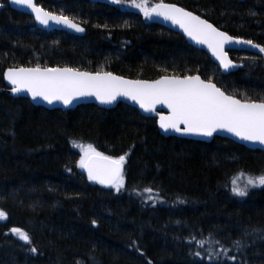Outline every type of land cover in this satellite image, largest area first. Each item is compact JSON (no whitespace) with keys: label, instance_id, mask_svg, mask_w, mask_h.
<instances>
[{"label":"trees","instance_id":"1","mask_svg":"<svg viewBox=\"0 0 264 264\" xmlns=\"http://www.w3.org/2000/svg\"><path fill=\"white\" fill-rule=\"evenodd\" d=\"M158 2L148 0L149 6ZM164 2L264 46V0ZM36 3L72 18L86 34L39 30L30 16L0 0V210L8 217L0 221V264H264V187L250 188L245 197L230 190L240 172L264 174V152L221 138L210 143L164 138L155 119L124 104L111 110L94 105L46 110L9 96L3 82L9 67L37 64L133 80L199 75L226 94L260 102L264 53L229 52L237 70L222 75L182 36L122 7L127 0ZM72 141L113 156L131 149L125 187L117 192L90 183L76 166L80 150ZM146 187L153 189L152 200ZM13 227L26 231L32 244L16 238ZM210 232L234 261L221 253L210 262L203 249L187 242L190 235L200 239ZM241 237L246 247L237 252L231 242ZM33 246L37 254L29 250Z\"/></svg>","mask_w":264,"mask_h":264},{"label":"snow or ice","instance_id":"2","mask_svg":"<svg viewBox=\"0 0 264 264\" xmlns=\"http://www.w3.org/2000/svg\"><path fill=\"white\" fill-rule=\"evenodd\" d=\"M17 6L26 7L34 15L35 20L44 26L50 22L63 25L75 32L85 29L72 18L62 12L57 14L45 10L36 0H11ZM113 4H123L125 0H111ZM131 7L138 9L145 19L153 16L171 22L179 27L185 36L196 44L207 47L212 56L219 61L224 71L237 67L229 59L225 46L244 44L264 53V46L243 40L219 30L206 19L187 11L176 4L165 3L164 0L149 6L148 0H127ZM253 15L255 13H252ZM3 78L11 85L10 91L15 95L27 93L33 100H43L48 104L61 102L65 106L83 97H95L100 104L110 105L119 98H124L138 105L144 113H156L159 128L165 132L172 131L181 135L212 137L214 133L226 132L241 141L264 145V100L255 102L241 100L234 95L226 94L211 79H201L199 75H163L155 80L125 79L109 71H80L70 67H9L3 72ZM157 105L167 108V114L157 112ZM72 147L79 148L80 158L76 166L87 172L89 181L117 192L125 187V165L130 154L125 152L119 156L106 155L97 151L92 144L72 141ZM134 147V146H133ZM71 171V169H68ZM231 192L234 196L245 197L250 188L264 187V174L253 176L240 172L230 180ZM144 193L153 197V189L146 187ZM139 195V193H137ZM183 203L184 201H179ZM7 213L0 210V221L7 220ZM96 225V221H92ZM10 232L26 245L32 244L30 235L21 228L13 227ZM251 233H244V236ZM189 245H195L207 253L210 262L219 260L223 253L227 259L235 260L229 255L226 247L213 233L201 238L190 235ZM135 241L133 244L135 245ZM237 252L246 247L245 240L237 238L231 242ZM32 254H37L36 247H30ZM138 250V249H137ZM200 257L201 252L196 251ZM151 264V261H149Z\"/></svg>","mask_w":264,"mask_h":264},{"label":"water","instance_id":"3","mask_svg":"<svg viewBox=\"0 0 264 264\" xmlns=\"http://www.w3.org/2000/svg\"><path fill=\"white\" fill-rule=\"evenodd\" d=\"M37 1V0H36ZM48 1H56V2H61V1H66V0H48ZM80 1H84V2H89V3H96V4H110V5H116L113 4L111 2V0H80ZM8 5L10 8H12L13 10L26 14L28 16H30L33 21L34 24L36 26L37 29L39 30H43L45 32H53V31H62V32H66L70 35L73 36H77V37H82L86 34V29L84 32H75L73 29H69L63 25H57L53 22H50L48 26H44L39 24L35 18L34 15L30 12L29 9H27L26 7H22V6H17L15 4H13L11 2V0H7ZM203 19V18H202ZM149 22L151 24H156L159 25L167 30H170L176 34H179L180 36H182L184 38V40L187 42V44L189 46H191L192 48H195L199 51L204 52L206 55H208V57L210 58L211 62L216 65V67L219 69V71L221 72L222 75H228L230 73H234L237 70V67L231 68L229 69L227 72L224 71L222 68H220L219 66V61H217L215 59V57L212 56L211 52H209V50L207 49L206 46L204 45H199L196 44L194 41H191L187 36L184 35V33L182 32V30L171 24V22L169 21H165L162 18L159 17H155L153 16L151 19H149ZM82 27V26H81ZM225 51L227 52V54L229 52H245V53H250V54H255V55H259L260 52L258 49L252 48L251 46L248 45H244V44H230V45H226L225 46ZM228 57L230 59V56L228 54ZM231 60V59H230ZM232 61V60H231ZM233 62V61H232ZM233 64L237 65L235 62H233ZM115 75V74H114ZM128 79V78H125ZM133 80V79H130ZM3 82L6 88V93L13 97V98H24L27 99L33 106L36 107H42L46 110H61V111H67V110H72L78 106L81 105H94L97 106L98 108L101 109H105V110H111L114 109L118 104H124L127 105L129 107H132L134 109H136L143 117L145 118H153L156 120V123L158 121V116L156 115V113H144L138 105L134 104L132 101H129L127 99L124 98H119L116 102H114L113 104L110 105H106V104H100L95 97H83V98H78L76 100H74L71 104H69L68 106H65L63 103L61 102H54L52 104H48L47 102L37 99V100H33L31 98V96H29L27 93H19V94H13L10 91L11 85L8 84V82L6 80H4L3 78ZM167 108L161 106V105H157V112H160L162 114H167ZM158 129L160 131L161 136H163L164 138H169V137H173V138H179V139H185V140H190V141H196V142H202V143H210L214 138H221V139H225V140H229L237 145H240L248 150L251 151H262L264 152V145H260L259 143H251V142H245V141H241L238 138L232 136L229 133L226 132H218V133H214L212 137H203V136H195V135H181L179 133H175L172 131H168L165 132L164 130L159 128V125L157 123ZM83 174L87 177V172L85 170L82 169ZM88 178V177H87ZM92 184H96L99 185L101 187L104 188H111V187H105L103 185L97 184L93 181H90Z\"/></svg>","mask_w":264,"mask_h":264},{"label":"rangeland","instance_id":"4","mask_svg":"<svg viewBox=\"0 0 264 264\" xmlns=\"http://www.w3.org/2000/svg\"><path fill=\"white\" fill-rule=\"evenodd\" d=\"M122 7H124V8H126V9H133L134 11H137V12H140L138 9H136V8H133V7H131L130 6V4L129 5H121ZM141 13V12H140ZM142 14V13H141ZM16 237V236H15ZM17 238V237H16Z\"/></svg>","mask_w":264,"mask_h":264},{"label":"bare ground","instance_id":"5","mask_svg":"<svg viewBox=\"0 0 264 264\" xmlns=\"http://www.w3.org/2000/svg\"><path fill=\"white\" fill-rule=\"evenodd\" d=\"M85 176V175H84ZM86 177V176H85ZM87 178V177H86ZM87 180H88V178H87ZM89 181V180H88ZM90 182V181H89ZM91 183V182H90Z\"/></svg>","mask_w":264,"mask_h":264}]
</instances>
